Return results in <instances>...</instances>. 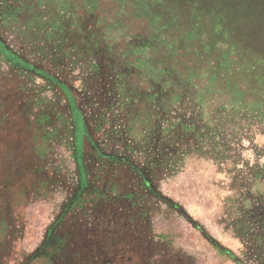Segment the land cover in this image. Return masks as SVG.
<instances>
[{"label": "rangeland", "instance_id": "rangeland-1", "mask_svg": "<svg viewBox=\"0 0 264 264\" xmlns=\"http://www.w3.org/2000/svg\"><path fill=\"white\" fill-rule=\"evenodd\" d=\"M70 1L63 20L35 5L26 31L0 23L2 41L42 71L0 57V264H264V110L242 93L247 74L222 69L224 33L202 24L174 58L195 20L159 29L128 1ZM198 1L216 24L224 3ZM227 5L232 39L246 38L243 23L264 37V0ZM43 73L84 118L80 169L70 105ZM98 153L131 164L112 179L148 216L104 198Z\"/></svg>", "mask_w": 264, "mask_h": 264}, {"label": "trees", "instance_id": "trees-1", "mask_svg": "<svg viewBox=\"0 0 264 264\" xmlns=\"http://www.w3.org/2000/svg\"><path fill=\"white\" fill-rule=\"evenodd\" d=\"M127 1L132 5L133 9L131 10H133V12L136 14V17L145 16L149 23L153 22L154 26L159 29L162 27H166L168 21H170L171 18L174 21L178 22L180 26H182L184 29L188 28V26L190 25V21L195 20V22L193 23L197 22L195 25H190L189 32H184L189 33L187 34L188 36H185L183 38L184 41L180 42L184 43V51L178 53L173 48H171V52L174 58H176L178 54L179 56L188 55L187 40L191 39L192 35H199L195 34L193 29H197L203 32L205 28L203 25L205 24V26L208 27L207 33H209L210 35L214 32H217V35L220 31L224 33L226 39L219 42L220 45L223 47L221 49V54L223 56V59L225 60L222 64V69L224 70L228 67L230 70V75H237V71L247 74V82L248 85H250V88L246 87V91L242 93L251 97L250 104L254 105V108L256 110H264V37L260 33L256 32V25L248 26L243 23L245 25L244 33H246V38L232 39L231 36L234 34V28L231 29V27H228L229 21L227 20V16L229 15L227 10L232 7L230 5H227V1L229 0H219L220 3H224L225 7V12L223 10L220 15L223 21L222 24L220 17H218V20L216 19V24L210 22L208 18L211 19L212 17H208L207 11L205 9H202L204 7L203 3L198 0H179L175 4H173L174 0H120V3L125 6L127 4ZM71 3L72 2L70 0H0V23H19L21 25L20 27L22 28V30L26 31L30 27V25L37 20V16L35 15V13L31 12L35 5L39 7L41 6L42 10H52V8H54L61 14L60 20H63L68 18V15H66V10ZM89 10L92 11L90 7ZM158 10H160V15H158ZM91 11H89L90 14H93L91 13ZM149 12H151L152 15L150 14V16L148 17ZM193 14L194 17H192ZM241 19L243 20V18ZM221 36L223 35L221 34ZM219 38H217V40ZM168 42V46L171 47L172 42ZM151 49L152 48H148L146 50L151 51ZM139 52L141 53L144 51L141 49ZM0 57L7 63L21 68L24 71L29 70L42 73L41 70L34 68L27 61L18 56V54H16L13 50H11V48L5 42L2 41L1 37ZM207 72L212 73L213 71L210 70ZM43 74L48 82L53 83L60 88V91L63 92L68 101V104L70 105L72 122H70L71 127L69 129L68 135L70 136L69 139L71 141V144H73L74 161L76 163V166L80 169L83 165L82 143L86 129L84 118L77 109V107L74 105L68 87L64 83L54 79V77H51L50 75H47L45 73ZM233 87L234 86H232L231 88ZM227 90L229 89L227 88ZM229 92L233 97L241 96V91L237 87H235V89ZM113 158L114 157L98 153V159L100 164L103 165V169L108 170L110 166V171H102L103 174L100 173V177H98L100 180L96 182V187H102L103 190L105 188L103 196L105 199L106 197L110 196V203H113L114 199L129 200L130 203L129 201H127V203H129V207H126L124 211L133 213L134 215L137 214L145 218V216H148L147 213H149L148 208L145 207V205L141 201H139L137 196L133 197L134 195L131 192L128 191L125 195L121 194V192L118 190L121 185H119V183L113 180L114 178H116L114 177L113 172L121 173L126 168L131 169V164L125 163L123 159L115 160ZM110 162H117L118 166L115 165L117 167L112 168ZM105 175H107L108 177H106ZM105 178H108L107 181L105 180ZM109 189H111V191ZM78 198L79 195L77 196V199ZM8 229L9 227L5 224V222L0 221V234L5 236L8 232ZM92 230L95 234L103 232L102 230L95 231L94 228ZM89 236L90 235H87V237ZM161 237L168 238V236L165 234H162ZM90 241L93 242L94 240ZM183 257L186 256L184 255Z\"/></svg>", "mask_w": 264, "mask_h": 264}]
</instances>
